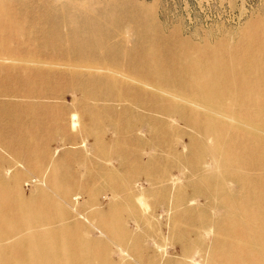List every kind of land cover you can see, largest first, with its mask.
Instances as JSON below:
<instances>
[{
	"label": "bare ground",
	"instance_id": "6f19581e",
	"mask_svg": "<svg viewBox=\"0 0 264 264\" xmlns=\"http://www.w3.org/2000/svg\"><path fill=\"white\" fill-rule=\"evenodd\" d=\"M53 4L50 0H0V69L7 70L4 77L0 74V98L17 99L27 94L5 85L17 77L28 85V94L34 93L41 100L63 101L62 97L48 96L42 90L44 79L53 81L55 78L49 75L54 70L43 68L41 63L56 55L37 51L30 37L34 30L29 21L40 17V9ZM130 39L126 32L123 40L129 42ZM225 53L220 49L194 58L187 53L171 58V65H160L161 60L152 57L143 61L141 67L136 60L120 65L117 58L104 59L83 52L73 54L74 62L69 57L66 65L71 78L84 74L80 86L93 83L97 89L96 104L84 107L80 112L82 116L94 112L99 119L103 113L117 112L125 122V125H110L103 133L83 131L81 138L78 125L68 119L63 108L54 109L51 114L45 112L47 118L46 114H41L43 121L39 120V110L50 104L0 101V152L48 159L46 168L52 171V177L47 184L53 192L51 195L46 189L28 185L32 192L26 193L21 184L23 174L14 165L4 164L0 156V264H136L135 260L130 262L128 256L139 259L148 251L160 252L163 258L167 253V240L155 236L152 224L161 220L166 211L151 199L139 212L135 192L143 190L145 181L149 186H153V182L161 186L168 183L181 193V169L188 164L193 176L205 174L207 182L217 184L215 190L221 205L227 206L232 216L231 229L226 228L224 238L215 237L211 248L203 251L201 235L207 237L210 232L214 233V223L210 224L195 238L194 245H184L180 252L182 259L175 264H264V199L260 194L264 187V55L260 56L259 52L258 56H231L234 61L219 58ZM73 65L94 67L95 75L86 77L83 68L73 69ZM174 87L177 93L165 92ZM76 88L79 86L74 83L69 86L71 91ZM139 95L147 102L141 103ZM120 103L131 107L120 113L115 108V104ZM135 108L148 114L144 116L139 112L137 118L129 121L126 117L135 114ZM148 118L156 128L149 129L151 139L144 140L142 132L147 129ZM181 125L200 136L189 135L188 142L183 144ZM108 131L115 137L113 145L104 140ZM89 138H93L91 145ZM40 142L60 145L53 149L48 145L38 146ZM136 142L144 147L154 142L163 146L164 152L176 159L172 167L176 173L166 177L167 170L158 172L156 180L142 174L143 166L136 160L138 152L132 145ZM58 149L61 157L76 159L81 166L78 173L69 169L64 187L54 176L57 164L52 162V157ZM186 150H190L191 157H185ZM95 155L105 159L99 176L106 181L107 196L100 190L86 192L79 180L87 171L86 158ZM118 158L123 159V163L116 166ZM183 159L187 163L183 164ZM155 160V156L150 158L148 165L155 167ZM29 166L34 169L33 165ZM122 166L132 171V181L118 175ZM210 170L221 171L208 175L206 172ZM90 180L93 181V177ZM226 181L237 183L238 188L231 192ZM194 187H197L195 183ZM123 192L127 193L125 198L120 196ZM214 195L207 196L214 198ZM235 195H248L246 206L234 205ZM83 196L86 201L82 200ZM101 197H106V208ZM67 204L75 207L73 212L65 207ZM244 209L250 212L237 221L236 212ZM177 219L173 220V234L180 233ZM203 225V220L199 221V226ZM143 227L147 230L141 232ZM96 232L106 235V240L96 237ZM228 233L231 235L227 236ZM197 253L204 254L203 261L197 259L200 263L194 260Z\"/></svg>",
	"mask_w": 264,
	"mask_h": 264
},
{
	"label": "rangeland",
	"instance_id": "374dc122",
	"mask_svg": "<svg viewBox=\"0 0 264 264\" xmlns=\"http://www.w3.org/2000/svg\"><path fill=\"white\" fill-rule=\"evenodd\" d=\"M16 2H23L22 0H12ZM54 4L40 9L39 18L29 21V25L33 28L31 41L34 42V46L39 52H50L56 56L42 62L43 68H51L54 71L51 75L55 80L49 81L43 80L42 90H44L48 96L57 95L63 98V103L59 100L39 99L34 93L28 94L27 86L19 78L15 77L12 81L4 84L9 88H14L20 91H26L22 97L18 96L17 99L1 97L0 101L7 103L8 101H24L34 105H49L45 109H40L38 113L39 120L47 118L48 114L53 113L58 108H63L65 113L69 116L73 123L77 124L80 130L79 137L83 131L87 132H99L103 133L110 125L120 124L125 125L123 118L119 117V114L103 113L99 119H97L92 112L86 114L85 117L80 113L84 107L92 104H96L97 89L93 86V83H89L83 86L81 77L72 79L71 71L67 65V58L74 62L75 57L73 54L83 52L88 56H100L104 59L117 58L120 65H125L128 60H136L140 67L143 65V61L149 60L152 57L159 58L160 65H171V58L181 57L184 54L190 53L191 57H201L205 54L214 53L216 50L222 49L226 51L224 55L219 58L232 59L242 58L247 54H253L258 56L264 55V0H50ZM128 32L130 36L129 42L123 40V36ZM133 47V49H132ZM46 49V50H45ZM132 49V51H131ZM67 50V52H65ZM232 56V57H231ZM58 60V62H57ZM234 61V60H233ZM170 68L172 66H169ZM83 68V72L86 77L94 76V67L90 66H77L73 65V69ZM4 70V68H2ZM57 70L61 72L58 73ZM0 69V74L3 76L5 72ZM47 74V73H45ZM4 77V76H3ZM102 81H108L101 79ZM128 81H123L126 83ZM74 83L79 86L77 90L72 91L69 86ZM131 83V82H130ZM127 84V86L130 85ZM8 84V85H7ZM146 85V83H143ZM152 84V83H149ZM132 85V84H131ZM151 88V87H150ZM167 93H177L175 87L173 89H167ZM71 91V93H69ZM18 92V91H17ZM26 95V96H25ZM31 96V97H30ZM28 97L30 100H28ZM140 102H147V99L143 95H139ZM33 98V99H32ZM38 98V99H37ZM40 100V102H39ZM45 100V101H43ZM49 100V101H47ZM22 101V102H23ZM54 103V104H51ZM62 106H61V104ZM56 104H59L56 106ZM103 104V103H102ZM181 104V103H179ZM54 105L56 107H54ZM102 107V106H101ZM131 107L128 103L115 104L116 110L120 113L124 108ZM133 108V107H132ZM55 109V110H54ZM68 110L70 111L68 113ZM136 113L129 115L126 119L133 120L137 118V115L142 114L146 116V112L137 110ZM48 111V112H47ZM51 111V112H50ZM67 111V112H66ZM47 112V113H45ZM46 114L45 118L41 117ZM43 115V116H44ZM148 117V116H147ZM147 129H143L144 140L151 139L149 129L156 128L153 121L148 118L146 121ZM255 125H259L258 122H254ZM260 127L263 125L260 122ZM181 138L182 143L186 144L189 140V135L193 134L189 129L181 125ZM93 138L88 139V144L91 145ZM104 140L108 145L115 143V137L112 131H108L104 135ZM13 145V143H12ZM15 146L17 145L14 143ZM38 146H50L54 149L60 145L58 142L37 143ZM133 149L138 152V158L136 160L143 166L142 174L152 177V180H156L157 173L167 170L169 177L170 174L176 173L173 171V166L176 164V159L172 155H168L164 152V147L154 142V145L148 143L146 147L141 146L139 143H133ZM63 146V145H61ZM59 150V149H58ZM56 150V156L52 157V162L57 164L56 172L54 176L61 181V187L65 181V175L70 170L76 173L81 171V166L78 164V160H70L61 157L60 150ZM58 151V152H57ZM96 154V151H92ZM190 150L184 151L185 157L190 156ZM58 155V156H57ZM60 155V156H59ZM0 159L4 164L7 163L14 165L16 169L23 174L21 180L22 187L26 193H30L29 187L35 189L43 188L51 193V187L47 184L48 180L52 177V171L46 168L48 159L41 158L40 156L27 158L22 155L15 154L9 155L5 151L0 152ZM155 156V167L148 165L150 158ZM17 157V158H16ZM19 157V158H18ZM0 160V161H1ZM105 159L90 156L86 158L87 168L85 175L81 177L80 183L86 192L99 191L105 192L106 196L109 194V190L106 187V181L99 176V173L103 170L102 163ZM116 166L123 163V159L118 158ZM2 161L0 163H2ZM73 163H72V162ZM183 164L187 163L183 159ZM34 166L32 169L29 164ZM76 165H75V164ZM3 164V166H4ZM72 164V165H71ZM74 164V165H73ZM166 165H168L166 167ZM73 167V168H70ZM36 167V168H35ZM23 168V169H21ZM75 169V170H74ZM119 176L123 179H129L132 181V171H127L125 168L120 167L118 169ZM173 171V172H172ZM181 180L179 184H182V191L178 193L172 188L171 184L161 186L155 184L149 186L145 184L143 190L135 192L136 202H138V211L146 208L145 202L147 200H154L160 206H163L166 215L152 224L153 229L156 231V235L159 238H164L167 241V253L163 258L160 256V252L148 251L145 257L135 259L128 256V260L136 262V264H175L182 259L180 252L185 246L191 247L195 244V238L205 232L209 225L214 223V233L210 232V237L201 235L202 249L209 250L213 244L215 237L223 239L224 230L230 228L231 215L227 206H222L220 197L216 193L217 184L213 182H207L205 174L199 177L193 176L189 169V164L185 169H181ZM221 170H210L206 173L208 175L215 174ZM93 177V181L90 180ZM92 181V182H91ZM170 183V182H169ZM197 185V187H194ZM27 185V186H26ZM29 185V187H28ZM32 185V186H31ZM226 187L231 192L238 188V184L230 181H226ZM29 189V190H28ZM34 189V190H35ZM32 192V191H31ZM127 193L120 194L121 197H126ZM214 195V198H210L207 195ZM262 199H264V187L260 193ZM55 195V194H54ZM84 197V198H83ZM82 197L83 201H86L85 196ZM195 198V202L189 201ZM249 198L248 195H235L232 203L234 205L244 207L246 201ZM102 199V197L100 198ZM103 205L107 207L106 197L103 198ZM102 199V200H103ZM128 205L132 206L131 203ZM69 211L75 209L70 205L65 206ZM215 209V211H214ZM93 211V209H91ZM195 212V214H193ZM249 213L250 211L247 210ZM246 210L242 212H236L237 221L242 217L247 216ZM181 216V218H180ZM126 217H129L127 215ZM229 221H228V218ZM176 218L178 223V229L180 233L173 234V225ZM203 220L204 225L199 226V221ZM161 224H160V223ZM253 225V224H252ZM147 228L143 227L141 232L146 231ZM210 230V229H209ZM220 232V234L218 233ZM183 234H185L184 239ZM228 233L227 236H230ZM95 236L99 239L106 240V235L99 232L95 233ZM179 239V241L174 240ZM117 246V244L115 243ZM115 245H111L115 247ZM181 250V251H180ZM189 252L190 249H188ZM222 254V253H221ZM202 253L194 254V260L197 259L203 261ZM220 255V254H219ZM197 256V258H196ZM223 257V256H222ZM198 262V261H197ZM198 262V263H200Z\"/></svg>",
	"mask_w": 264,
	"mask_h": 264
}]
</instances>
